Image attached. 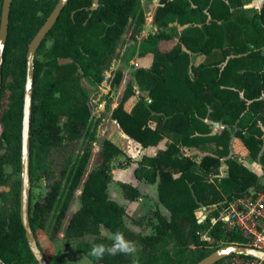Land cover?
Masks as SVG:
<instances>
[{
  "label": "trees",
  "instance_id": "obj_1",
  "mask_svg": "<svg viewBox=\"0 0 264 264\" xmlns=\"http://www.w3.org/2000/svg\"><path fill=\"white\" fill-rule=\"evenodd\" d=\"M58 0H12L3 50L2 77L7 63L15 72L7 109L0 116V263L37 264L31 253L19 214L20 178L8 183L4 165L20 171L23 93L28 45ZM242 0H157L151 21L157 31L139 44L134 57L152 55L148 67L138 66L133 80L124 83L111 117L119 128L142 147L158 146L172 132L171 140L154 154H143L134 167L138 180L156 183L158 201L169 217L157 208L150 233L132 230L125 222V208L110 198V163L122 149L104 138L96 162L91 164L96 132L81 77L101 83L129 19L144 23L140 0H69L34 56L32 111L29 129L30 185L44 178L48 187L42 198L31 201L29 223L36 237L50 219L49 237L71 239L76 249L92 262L133 264L131 255H88L93 244H111L114 235L141 245V264H194L216 248L239 243L216 217V205L259 184V175L235 158L228 157L231 135L238 137L252 160L264 166V1L251 17L244 14ZM2 0H0L1 13ZM172 22L187 24L175 38L163 29ZM47 40H51L47 45ZM192 54H203L199 64ZM3 82V78H2ZM123 82L118 70L112 85ZM140 98L128 111L125 103L135 92ZM2 90V88H1ZM62 117H65L62 120ZM207 120L226 125L212 133ZM86 136L87 144L75 157L58 165L49 160L52 149L73 145ZM182 147L205 152L199 161ZM3 150V151H1ZM227 156V157H226ZM226 157V176L219 175ZM126 199L140 191L121 182ZM79 207L70 211L75 196ZM203 209L206 218L198 221ZM209 231L212 243L199 231ZM93 236L91 241L84 239ZM37 240V238H36ZM220 242V243H218ZM38 243V241H37ZM172 243V249L166 246ZM39 245V244H38ZM40 247V246H39ZM44 254V252H42ZM49 264H70L61 252Z\"/></svg>",
  "mask_w": 264,
  "mask_h": 264
},
{
  "label": "rangeland",
  "instance_id": "obj_2",
  "mask_svg": "<svg viewBox=\"0 0 264 264\" xmlns=\"http://www.w3.org/2000/svg\"><path fill=\"white\" fill-rule=\"evenodd\" d=\"M141 6L146 15V20L144 23L138 24L135 19H129L123 34L121 35L115 53L111 59L109 66L104 72V79L101 83H94L89 78L81 77L82 83L87 93V103L91 111V123L92 127L96 132L95 141L92 144V159L91 164L96 162L98 151L100 150L102 140L104 138L112 137L116 134L120 136L121 131L115 126V121L111 117V110L108 108V101H112L110 108L116 105L118 98L121 96L124 90V83L133 80V72L138 66L148 65L150 55L139 58L134 57L139 44L147 37L149 33L157 31V26L152 23L151 15L152 10L157 4V0H140ZM97 5V0H94V6ZM244 14L247 17L251 16V13L247 12ZM188 27L186 24H181L178 22H172L168 27L163 30L177 38L181 31ZM51 40H47V45L50 44ZM197 56H192L191 63L195 64L199 60ZM122 71L123 82L119 85H112L113 78L115 77L116 71ZM2 90L0 91V116L5 109L8 108L11 97L10 85L15 83V72L10 63H7L4 67L3 73ZM140 98V91L135 86V92L125 103V109L130 111L136 102ZM65 117H62L64 120ZM2 123L0 122V129ZM112 133V134H110ZM122 137V136H121ZM124 138V137H123ZM114 140H118L113 137ZM125 141L122 143V153L113 157L110 163V174L111 181L109 183V193L110 196L115 199L116 193L122 194L121 182H129L133 186H138L141 191V196L134 201L124 202L125 207V222L126 224L135 232L146 234L153 230V225L156 223V218L154 211L158 208L160 212L169 217V211H167L163 206H160L157 196L156 189L154 191L153 185L141 184L138 180L134 178L133 169L136 166L138 160L143 155V150L139 148L136 143L128 138H124ZM88 139L83 136L76 140L73 145L67 144L64 147L52 149L49 153V160L51 161L54 168H56L55 174L58 173V165L64 161L67 157H75L77 154L81 153L87 144ZM3 151V150H1ZM231 154L229 153L228 157ZM195 158L199 161L201 154H195ZM227 157V156H226ZM224 157V159L226 158ZM246 164L259 173V178L262 179V174L264 173V166L258 165L257 162H246ZM4 169L8 174V183H11L15 179L20 178V171L15 170L12 164H5ZM222 168H220L219 173H221ZM130 179V181H129ZM8 185L0 186V190H8ZM48 187L44 178L36 180L31 187V201L38 200L46 193ZM77 194L74 202L71 205L70 211H74L79 207V200L77 199ZM121 201V200H120ZM121 203H123L121 201ZM2 201L0 200V206ZM196 215L201 218L204 215L203 209L198 210ZM50 219L47 222V227L45 229H38L36 231V238L40 249L51 259L53 255L58 251L68 260L71 264H90L88 262L89 258L84 254L78 252L75 248V243L68 238L59 234L56 240H52L49 237L48 230L50 229ZM202 233L207 231H201ZM101 233L105 236L113 237L105 228H101ZM93 236L87 235L84 239L91 241ZM208 243L215 242L213 238L211 240H205ZM220 243V242H218ZM136 244V252L131 254L133 264H141V259L143 257L141 245ZM168 249H172L173 244L169 243L166 246ZM191 252L186 250L184 253V263L187 264L190 261ZM2 264V263H0Z\"/></svg>",
  "mask_w": 264,
  "mask_h": 264
},
{
  "label": "water",
  "instance_id": "obj_3",
  "mask_svg": "<svg viewBox=\"0 0 264 264\" xmlns=\"http://www.w3.org/2000/svg\"><path fill=\"white\" fill-rule=\"evenodd\" d=\"M69 0H58L44 23L31 39L26 54V76L23 93V115L21 129V156H20V191H19V214L22 225L25 230V237L31 253L33 254L37 264H49L46 257L42 253L34 232L29 223V207H30V146H29V129L32 111V89L34 77V56L35 53L45 39L47 33L52 28L59 17L61 10ZM12 0H2L0 13V91L2 88V64L3 50L7 38L9 12ZM242 254L264 260V253L258 249L240 245L237 243H229L222 245L208 255L200 259L194 264H214L215 262L231 255Z\"/></svg>",
  "mask_w": 264,
  "mask_h": 264
},
{
  "label": "built area",
  "instance_id": "obj_4",
  "mask_svg": "<svg viewBox=\"0 0 264 264\" xmlns=\"http://www.w3.org/2000/svg\"><path fill=\"white\" fill-rule=\"evenodd\" d=\"M257 186L216 205L217 215L211 224L220 222L225 231L238 236L240 245L258 249L264 253V173ZM204 213L198 221L202 222ZM201 239L211 240L210 233L199 231ZM214 264H264V260L248 255L231 254Z\"/></svg>",
  "mask_w": 264,
  "mask_h": 264
},
{
  "label": "crops",
  "instance_id": "obj_5",
  "mask_svg": "<svg viewBox=\"0 0 264 264\" xmlns=\"http://www.w3.org/2000/svg\"><path fill=\"white\" fill-rule=\"evenodd\" d=\"M263 1L264 0H242V5H243V10H244V12L246 13L247 12V14L248 13H251V16L254 14V13H256L257 11H259V9H260V7L262 6V4H263ZM250 16V17H251ZM187 25V24H186ZM183 27H185L186 28V26H183ZM150 56H151V59H149L150 61H149V63H148V65H144L145 67H148L150 64H151V62H152V55L151 54H149ZM192 56H197L199 59V61L197 62V63H195V64H199L200 62H202L203 60H204V55L203 54H192ZM115 121V120H114ZM116 122V121H115ZM207 122H208V124H209V126H210V128H211V132L212 133H217V132H220L223 128H225L226 127V125L225 124H223V123H221V122H217V121H212V120H207ZM115 126H117V128L121 131V133H120V136H118V134H116V135H114V134H112V133H110V134H112L113 136L112 137H110L111 138V140L115 143V144H117L120 148H123L122 147V143H123V141H125L124 140V138H128V139H130V140H132V141H134L135 143H136V145L139 147V148H141V150H143V154H154L158 149H160V148H163L164 146H165V142L167 141V140H171L172 139V137H173V133L172 132H166V137H165V139L163 140V141H161L160 143H159V145L158 146H154V147H148V148H144V147H142L141 146V144L140 143H138L137 141H135L134 139H132L131 137H129L127 134H125L120 128H119V126H118V124H117V122L115 123ZM122 136V137H121ZM113 137H115L116 139H118V140H114L113 139ZM124 137V138H123ZM182 151H183V153L184 154H186V155H190V156H193L194 157V159L196 160V161H198L195 157V154H201V156L205 153V152H203V151H201V150H199V149H197V148H193V147H182ZM229 153L231 154L230 156L232 157V158H235L237 161H239V162H242L243 164H245L248 168H250L247 164H246V162H253L254 160H252L251 158H250V156H249V153H248V149L244 146V144L241 142V140L238 138V137H236V136H234L233 134L231 135V138H230V141H229ZM221 161H222V163H221V166H220V168H222V171H221V173H219V175L220 176H226L227 174H228V166H227V164L225 163V160H224V158H222L221 159ZM256 162V161H255ZM258 165H259V163H258ZM220 168H219V170H220ZM251 169V168H250ZM134 170V169H133ZM251 170H253V169H251ZM254 171V170H253ZM254 172H256V171H254ZM258 175H259V173L258 172H256ZM133 175H134V172H133ZM134 178L136 179V180H138L136 177H135V175H134ZM129 181H130V179H129ZM141 184H150V185H153V188H154V191H155V189H156V196H157V187H156V183H147V182H145V181H143V180H138ZM128 182V181H127ZM138 189H139V187L138 186H136ZM139 191H140V189H139ZM108 192H109V185H108ZM142 193H141V191H140V195H141ZM109 195H110V193H109ZM110 198L111 199H113L111 196H110ZM157 199H158V197H157ZM113 200H115L116 202H118L119 204H121L122 206H124L123 204H124V202H129V201H134V200H129V199H126L125 197H124V195H123V193L121 194V193H116V198L115 199H113ZM123 202V203H121V201ZM159 202V201H158ZM159 204H160V206H163L160 202H159ZM164 207V206H163ZM125 208V207H124ZM165 208V207H164ZM166 209V208H165ZM167 210V209H166ZM168 211V210H167ZM101 228H104V227H101ZM107 230V229H106ZM108 231V230H107ZM109 232V231H108ZM152 232V231H151ZM111 234V233H110ZM112 235V234H111ZM112 237V236H111ZM76 248V247H75ZM77 250V249H76ZM79 252V251H78ZM81 253V252H80ZM65 258V257H64ZM66 259V258H65ZM67 262H69L68 260H66ZM88 262H90V264H101V263H95V262H92L90 259L88 260ZM70 263V262H69ZM71 264V263H70Z\"/></svg>",
  "mask_w": 264,
  "mask_h": 264
},
{
  "label": "clouds",
  "instance_id": "obj_6",
  "mask_svg": "<svg viewBox=\"0 0 264 264\" xmlns=\"http://www.w3.org/2000/svg\"><path fill=\"white\" fill-rule=\"evenodd\" d=\"M136 244L125 238V235L119 230L114 233L111 244H93L88 255L99 261L105 255H131L136 252Z\"/></svg>",
  "mask_w": 264,
  "mask_h": 264
}]
</instances>
